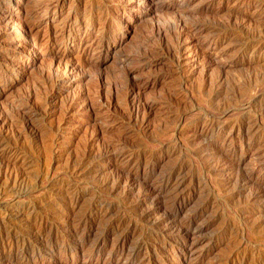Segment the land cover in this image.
<instances>
[{
	"label": "rangeland",
	"instance_id": "374dc122",
	"mask_svg": "<svg viewBox=\"0 0 264 264\" xmlns=\"http://www.w3.org/2000/svg\"><path fill=\"white\" fill-rule=\"evenodd\" d=\"M0 264H264V0H0Z\"/></svg>",
	"mask_w": 264,
	"mask_h": 264
},
{
	"label": "bare ground",
	"instance_id": "6f19581e",
	"mask_svg": "<svg viewBox=\"0 0 264 264\" xmlns=\"http://www.w3.org/2000/svg\"><path fill=\"white\" fill-rule=\"evenodd\" d=\"M149 6H151V4H150V2H149ZM178 23V22H177ZM186 25V24H185ZM184 25V26H185ZM186 27V26H185ZM35 37V36H34ZM37 54V53H36ZM49 78V77H48ZM51 88V87H50ZM48 93V92H47ZM40 108V107H39ZM17 110V109H16ZM15 112V111H14ZM19 112V111H18ZM9 113V112H8ZM21 114V113H20ZM9 116V115H8ZM18 116V115H17ZM12 117V116H11ZM13 118V117H12ZM8 119V118H7ZM16 119V118H15ZM9 122V121H8ZM24 123V122H23ZM32 124V123H31ZM13 126H15V125H13ZM32 128V127H31ZM21 130V129H20ZM17 132V131H16ZM168 211V210H167ZM2 230V229H1Z\"/></svg>",
	"mask_w": 264,
	"mask_h": 264
}]
</instances>
